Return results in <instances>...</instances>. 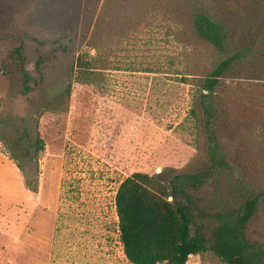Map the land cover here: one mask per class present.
Here are the masks:
<instances>
[{
    "label": "rangeland",
    "instance_id": "obj_1",
    "mask_svg": "<svg viewBox=\"0 0 264 264\" xmlns=\"http://www.w3.org/2000/svg\"><path fill=\"white\" fill-rule=\"evenodd\" d=\"M193 1L176 8L169 0H0V150L37 179L38 191L43 175L46 193L59 187L54 229H37L39 208L21 241L0 230V264H132L116 212L120 184L134 172L168 182L205 168L198 91L220 60L246 48L248 62L216 98L230 168L196 194L213 210L261 193L248 236L264 245V0H202L229 29L225 54L197 35ZM81 56L91 82L77 78ZM39 135L45 150L36 163ZM9 182L24 194L17 176ZM22 208L10 204L12 218L0 210V223L9 216V227L24 226ZM189 264L225 263L208 252Z\"/></svg>",
    "mask_w": 264,
    "mask_h": 264
},
{
    "label": "trees",
    "instance_id": "obj_2",
    "mask_svg": "<svg viewBox=\"0 0 264 264\" xmlns=\"http://www.w3.org/2000/svg\"><path fill=\"white\" fill-rule=\"evenodd\" d=\"M169 1L176 8L181 7V0ZM183 1L186 5L187 0ZM191 5L197 35L221 54L227 53L230 36L227 25L203 9L202 0H194ZM176 28L174 23L172 34ZM250 52L251 48H246L226 55L198 91L197 106L202 109L208 136L205 168L175 173L168 182L162 174L134 172L120 184L115 199L116 212L124 253L132 264H187L195 256L208 252L225 264H264V245L248 236V227L259 208L262 194L238 201L223 200L220 205L216 202L217 208L213 210L210 204L203 205L204 200L196 194L210 178L230 168L217 136L216 98L219 86L238 65L248 62ZM83 59L81 56L77 62V78L91 82L90 60L87 58L84 62ZM1 109L0 99V112ZM44 150L45 142L39 135L35 143L36 154L30 158L37 163L39 153ZM10 158L24 173L21 163ZM24 177L28 189L38 192L37 179L33 183L26 173Z\"/></svg>",
    "mask_w": 264,
    "mask_h": 264
},
{
    "label": "crops",
    "instance_id": "obj_3",
    "mask_svg": "<svg viewBox=\"0 0 264 264\" xmlns=\"http://www.w3.org/2000/svg\"><path fill=\"white\" fill-rule=\"evenodd\" d=\"M12 176H17L20 185H23L25 189L23 195L13 190L12 183L9 182V179L12 180ZM23 182L24 180L22 174L17 165L11 159H9V157L5 153L0 150V210L4 214L8 215L9 212L7 208L10 206V204L20 203L21 205H23V213L21 219L22 223L25 224L24 226H21L14 223L13 226L9 227L7 219L9 218V216L12 218L11 213H9L8 217L3 218L4 223H0V230L4 232H9L10 234H12L13 237L19 236L18 241H21L22 236H24V228L30 226L26 219L31 217L33 215V212H35L39 208L43 209L42 219L44 221L41 226L36 227L40 231V233L49 234V232L52 231L55 226L56 214L59 203V187H57V184L49 193L45 192V175H43L42 179V190L38 192H33L30 189L26 188ZM30 204L32 205L31 208L28 207V205ZM46 215L47 217L49 216V220L46 219ZM33 228L35 229V227ZM38 237H40V235H38L37 238ZM191 261L192 259L187 264H189Z\"/></svg>",
    "mask_w": 264,
    "mask_h": 264
}]
</instances>
